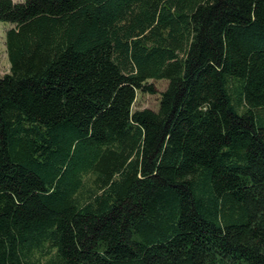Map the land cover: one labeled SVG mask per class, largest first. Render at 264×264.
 I'll list each match as a JSON object with an SVG mask.
<instances>
[{
    "label": "trees",
    "instance_id": "1",
    "mask_svg": "<svg viewBox=\"0 0 264 264\" xmlns=\"http://www.w3.org/2000/svg\"><path fill=\"white\" fill-rule=\"evenodd\" d=\"M0 22V264H264V0H0Z\"/></svg>",
    "mask_w": 264,
    "mask_h": 264
},
{
    "label": "rangeland",
    "instance_id": "2",
    "mask_svg": "<svg viewBox=\"0 0 264 264\" xmlns=\"http://www.w3.org/2000/svg\"><path fill=\"white\" fill-rule=\"evenodd\" d=\"M13 2H23V0H12ZM12 27L11 24L0 22V77L9 73V62L5 47V33ZM148 84H152L156 90L154 95L137 92L136 99L132 106V110L151 109L156 111L159 104L160 93L165 90L167 82L165 80H150Z\"/></svg>",
    "mask_w": 264,
    "mask_h": 264
}]
</instances>
